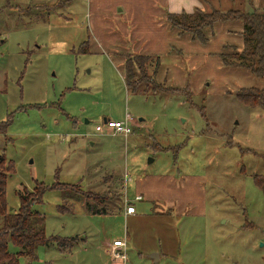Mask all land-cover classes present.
<instances>
[{"label": "rangeland", "instance_id": "obj_1", "mask_svg": "<svg viewBox=\"0 0 264 264\" xmlns=\"http://www.w3.org/2000/svg\"><path fill=\"white\" fill-rule=\"evenodd\" d=\"M199 1L194 9L264 12V0ZM90 5L0 0V152L12 166L5 200L16 211L18 189L31 198L36 182L43 183L32 210L42 215L46 236L76 237L69 250L56 241L40 244L19 264H264V189L254 177L264 176V108L235 95L257 83L204 57L224 36L208 35L206 43L178 40L187 52L190 41L201 47L188 68L190 101L134 91L125 81V57L143 55L145 72L158 79L157 54L134 48L139 37L124 38L123 11H113L112 20ZM164 61L181 68L178 60ZM175 68L171 79L180 83L183 72ZM127 116L128 135L95 130L104 118ZM56 182L109 200L110 212L89 213L80 192L49 188ZM125 198L135 215L123 214ZM115 239L126 242L124 260L113 256ZM156 252L157 260L150 256Z\"/></svg>", "mask_w": 264, "mask_h": 264}, {"label": "trees", "instance_id": "obj_2", "mask_svg": "<svg viewBox=\"0 0 264 264\" xmlns=\"http://www.w3.org/2000/svg\"><path fill=\"white\" fill-rule=\"evenodd\" d=\"M251 0H249L250 2ZM165 20L171 27L178 30L179 34H188L192 39H196L201 43H206L209 40L208 35L212 34V28L215 24L221 22L239 21L242 24L240 35L242 37V45L225 43L218 53L221 65L228 68H241L249 72L255 79L261 81V84L239 87L235 95L240 101L250 107L264 108V12L258 8L251 11H244L240 8H229L220 10L211 8L210 10H202L199 8L191 12L167 11ZM83 41L81 46L82 51H87ZM232 48V50H226ZM171 51L181 52L180 50L171 47ZM151 54H147V57ZM154 56V55H152ZM143 55H135V58L130 60L125 57L124 60V77L127 85L134 91L151 94H176L184 98L192 93L189 81L183 86L168 85L166 82L156 79V73L147 74L146 67H142L141 58ZM158 55L157 62H153L154 69L158 70ZM136 65V68L134 65ZM141 74L136 77V71ZM158 80V81H157ZM192 96V95H190ZM190 98V97H189ZM185 100L190 101L185 98ZM12 166L6 162L5 156L0 152V264H19L20 256L33 258L38 245L47 244L49 241H56L57 245L62 250H69L75 241L76 237H58L55 235L46 236L44 224L42 223V215L39 212L32 210L34 202L39 201L47 189L43 183L36 182L33 188V197L29 198V191L18 189L20 205L15 211L9 209L5 200V186L7 176L10 174ZM255 181L264 189V176H254ZM38 185L41 187L36 191ZM49 188H60L65 190L77 191L85 198V209L92 214H106L111 210L110 201L103 198L93 196L92 193L84 192L79 185L56 182ZM75 191V192H76ZM35 192V193H34ZM111 197L107 199L114 198ZM38 218V221L36 220ZM9 244L18 246L19 250L13 252L9 249Z\"/></svg>", "mask_w": 264, "mask_h": 264}, {"label": "crops", "instance_id": "obj_3", "mask_svg": "<svg viewBox=\"0 0 264 264\" xmlns=\"http://www.w3.org/2000/svg\"><path fill=\"white\" fill-rule=\"evenodd\" d=\"M90 4V9L92 10V13L96 15H99L98 11L103 10L106 15H109L112 18L113 11H123L122 14L124 13V20L119 21L120 25L118 27L119 30H122L123 36H125L124 38L130 40L135 39V37H139L135 42L132 41L134 48H137L135 47L137 45L139 47L143 46V49L140 48V52L146 54L156 53L159 56L161 55V65L157 71V77L159 81L165 80L168 85L182 86L185 85L187 81L191 79V76L188 74V68H191L193 65H195L198 60V58L192 57L201 56L199 53H194L193 51L194 49H200L201 47L193 44L190 41L189 49L187 52L183 47V43L186 42V38L191 37L188 34H183L181 36L177 29L171 27V25L165 21V14L167 11L180 12L184 10L187 12H191L196 6H201V2L199 0H90ZM104 21L108 23V25L111 23L107 19H105ZM126 23H129V27H127ZM241 29L242 24L239 21L221 22L215 24L212 28L211 35H217L216 37H219L220 35L224 36L222 39L216 40V45L214 47H209L205 49L204 53H206V56L204 57L209 58L210 56H213L217 60V63L221 64L218 53L220 52L225 43L234 44L239 47L242 45V37L240 35ZM115 31L111 33H115L117 34V37L122 38V35H120L118 31ZM228 34L231 36L234 35L233 37L236 36L235 38H237V40H225L224 38ZM110 36L113 39L115 38L111 34ZM180 38H183L184 42L178 41ZM171 47L180 50L181 52H172ZM183 51L186 52L184 56L186 58L183 57ZM166 58H170L173 63L174 61L178 60V62H180L181 64V68H178L175 64H172L171 62H165L164 59ZM172 67H176L175 69L178 68L181 72H183V75L180 77V83H174L172 81L170 75ZM162 68H164L163 73L162 75H160L159 70ZM232 69H234L240 77H243V79L246 78L248 80L247 82L257 83L259 85L261 84V81L259 80L255 82V78L251 74V76L248 75V72L246 70L236 67H233ZM172 71L175 72V70ZM168 76L170 77L168 78ZM250 79L251 81H253H249ZM152 180L155 179H149V182H152ZM137 195H140L141 198H143L141 190L138 191L135 197ZM189 203L190 202H187V204ZM173 209L174 208L171 206H167L166 208V210H168V213H170V210ZM123 214L125 216H133L136 214V208L134 213L126 214L125 207H123ZM155 254H157V259H159L160 255L157 252Z\"/></svg>", "mask_w": 264, "mask_h": 264}, {"label": "built area", "instance_id": "obj_4", "mask_svg": "<svg viewBox=\"0 0 264 264\" xmlns=\"http://www.w3.org/2000/svg\"><path fill=\"white\" fill-rule=\"evenodd\" d=\"M131 117L127 116L125 120L120 121V120H113V119H106L104 125H96L95 130L97 131H102V130H107V132L113 133V134H124L128 135L129 132H131V127L129 125V120ZM141 196L137 195L135 199H140ZM125 213L126 214H131L135 212V207L134 205L129 202L125 198ZM125 248H126V242L125 240L121 239H115L112 241L111 244V249L113 252V256L117 258H122L123 260L126 258V253H125Z\"/></svg>", "mask_w": 264, "mask_h": 264}, {"label": "water", "instance_id": "obj_5", "mask_svg": "<svg viewBox=\"0 0 264 264\" xmlns=\"http://www.w3.org/2000/svg\"><path fill=\"white\" fill-rule=\"evenodd\" d=\"M103 120L105 122L106 118H104ZM151 257H154L155 259H157V254L153 253V254H151Z\"/></svg>", "mask_w": 264, "mask_h": 264}]
</instances>
